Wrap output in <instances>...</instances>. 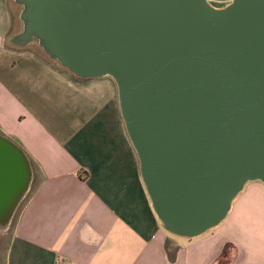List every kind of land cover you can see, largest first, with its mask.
<instances>
[{
	"label": "water",
	"instance_id": "obj_1",
	"mask_svg": "<svg viewBox=\"0 0 264 264\" xmlns=\"http://www.w3.org/2000/svg\"><path fill=\"white\" fill-rule=\"evenodd\" d=\"M13 1L9 43H35L75 77L114 79L165 230L198 236L248 181L264 184V0ZM31 180L27 154L0 132V230Z\"/></svg>",
	"mask_w": 264,
	"mask_h": 264
},
{
	"label": "crops",
	"instance_id": "obj_2",
	"mask_svg": "<svg viewBox=\"0 0 264 264\" xmlns=\"http://www.w3.org/2000/svg\"><path fill=\"white\" fill-rule=\"evenodd\" d=\"M16 6L0 0V132L25 151L32 180L3 264H264V184L248 181L226 217L198 236L165 230L114 79L75 77L9 43L20 29Z\"/></svg>",
	"mask_w": 264,
	"mask_h": 264
},
{
	"label": "rangeland",
	"instance_id": "obj_3",
	"mask_svg": "<svg viewBox=\"0 0 264 264\" xmlns=\"http://www.w3.org/2000/svg\"><path fill=\"white\" fill-rule=\"evenodd\" d=\"M211 3H212L214 6H217V7H219V6H223V5L225 4V2H217V1H211ZM19 8H20L19 5L16 6V7H14V11H13V12H14V14H13V20H14L15 22L17 21V18H18V11H19ZM31 44H33V45H30V46L35 47V48H37V50L41 51L37 46L34 45L35 43H31ZM41 52H42V51H41ZM27 194H28V192H27ZM27 194H26V195H27ZM26 195H25V197H26ZM25 197L22 199V201L20 202V204H19L18 207L16 208L15 213H14L13 217L11 218L10 223L8 224L7 228L4 229V230H0V264H3V257H4V256H3V250H4L5 246H6L7 238H8V236H9V234H10V232H11V229H12V227H13V224H14V222H15V219H16V216H17V213H18V211H19V209H20V207H21V205H22V203H23Z\"/></svg>",
	"mask_w": 264,
	"mask_h": 264
},
{
	"label": "trees",
	"instance_id": "obj_4",
	"mask_svg": "<svg viewBox=\"0 0 264 264\" xmlns=\"http://www.w3.org/2000/svg\"><path fill=\"white\" fill-rule=\"evenodd\" d=\"M18 20V18H17ZM35 48V47H34ZM35 50H37V48H35ZM39 53H41L42 55H44L41 51L37 50ZM61 68V67H60Z\"/></svg>",
	"mask_w": 264,
	"mask_h": 264
},
{
	"label": "built area",
	"instance_id": "obj_5",
	"mask_svg": "<svg viewBox=\"0 0 264 264\" xmlns=\"http://www.w3.org/2000/svg\"><path fill=\"white\" fill-rule=\"evenodd\" d=\"M82 175L85 176L86 175L85 172L82 171Z\"/></svg>",
	"mask_w": 264,
	"mask_h": 264
}]
</instances>
